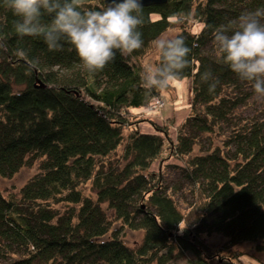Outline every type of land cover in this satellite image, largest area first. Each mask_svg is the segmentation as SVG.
Wrapping results in <instances>:
<instances>
[{
  "label": "trees",
  "instance_id": "obj_1",
  "mask_svg": "<svg viewBox=\"0 0 264 264\" xmlns=\"http://www.w3.org/2000/svg\"><path fill=\"white\" fill-rule=\"evenodd\" d=\"M256 9H264V0L143 6L142 49L117 54L93 74L68 45L49 51L40 37L17 36V18L0 7V177L37 163L19 200L0 190V260L245 264L242 253L211 251L203 237L212 234L226 238L225 251L244 242L264 251V97L216 61L212 37ZM168 30L182 34L191 49L189 67L176 78H192L188 113L178 126L173 118L132 113L151 111L162 98L161 90L140 86V72L151 42ZM204 72L216 81L212 92V81H201ZM143 122L153 131L142 129ZM164 166L178 170L173 184L164 179ZM124 228L141 230L140 242L126 244ZM253 258L251 264H262Z\"/></svg>",
  "mask_w": 264,
  "mask_h": 264
},
{
  "label": "clouds",
  "instance_id": "obj_2",
  "mask_svg": "<svg viewBox=\"0 0 264 264\" xmlns=\"http://www.w3.org/2000/svg\"><path fill=\"white\" fill-rule=\"evenodd\" d=\"M0 7L17 18L13 25L17 36L40 37L49 51L70 46L88 73L102 71L117 54L128 57L144 46L139 30L145 23L141 0H107L99 9L89 0H0ZM45 16L50 23L42 22ZM262 21L264 9H256L212 32L216 61L228 66L241 81L251 82L260 97H264ZM151 44L155 61L145 62L140 72V86L149 92L168 88L189 67L191 52L180 33L161 34ZM19 55L27 59L24 53ZM30 63L35 67V62ZM201 81H212L209 92L214 91L211 72H204Z\"/></svg>",
  "mask_w": 264,
  "mask_h": 264
},
{
  "label": "rangeland",
  "instance_id": "obj_3",
  "mask_svg": "<svg viewBox=\"0 0 264 264\" xmlns=\"http://www.w3.org/2000/svg\"><path fill=\"white\" fill-rule=\"evenodd\" d=\"M165 33H174V30H168ZM164 34V33H163ZM155 60V52L151 46V50L142 58L143 64L148 61L154 62ZM191 90H192V78L190 76H186L183 78L174 79L171 83V87L169 89L161 90V97L163 98L162 103L164 102V106L159 110H146L144 107L134 108V114L142 116L144 118V114L147 115L150 119L154 121H161L162 118L173 117V125L178 126L182 123L184 118L188 113V105L191 99ZM159 108V107H157ZM156 109V108H151ZM141 110V111H140ZM163 116V117H162ZM143 120V119H141ZM142 129L147 131H153V128L150 124L142 123ZM127 132V128L124 130ZM121 146H119L118 150ZM164 147L162 156H166L167 150ZM156 165V164H155ZM163 175L164 179L173 184V182L177 181L179 178L178 170L172 167H163ZM37 172V163H30L25 166H22L14 175L11 177H0V190L4 193L8 198H12L13 200L20 198V191L22 187L25 186L27 182L30 181L32 176ZM85 191L88 189V185L84 187ZM185 192L180 197L179 206L180 209L185 213L188 209L187 200L190 199L188 193V189L185 187L183 189ZM117 223L115 222V225ZM142 238L141 230H133L129 228H124L122 231L121 239L128 244L129 246H134L140 242ZM205 242L208 244V247L211 251H223L226 256H229L232 252H238L241 254L242 261L245 264H251V260L253 257H256L262 264H264V251L257 252L254 249V246L251 242H244L241 244H237L231 246L229 251L222 250L223 247L226 248L227 240L225 237L220 234H212L209 237H203ZM229 253V254H228ZM253 256V257H252ZM238 261L235 260V263ZM4 260H0V264H5Z\"/></svg>",
  "mask_w": 264,
  "mask_h": 264
},
{
  "label": "water",
  "instance_id": "obj_4",
  "mask_svg": "<svg viewBox=\"0 0 264 264\" xmlns=\"http://www.w3.org/2000/svg\"><path fill=\"white\" fill-rule=\"evenodd\" d=\"M167 0H141L143 6L155 5L165 3ZM107 0H104V4L106 5ZM39 82V80L37 79ZM41 85V84H40Z\"/></svg>",
  "mask_w": 264,
  "mask_h": 264
},
{
  "label": "built area",
  "instance_id": "obj_5",
  "mask_svg": "<svg viewBox=\"0 0 264 264\" xmlns=\"http://www.w3.org/2000/svg\"><path fill=\"white\" fill-rule=\"evenodd\" d=\"M162 100H163L162 98H157L152 104H150V106H148V108L150 110H159L164 105V102L162 103ZM151 108H156V109H151Z\"/></svg>",
  "mask_w": 264,
  "mask_h": 264
},
{
  "label": "crops",
  "instance_id": "obj_6",
  "mask_svg": "<svg viewBox=\"0 0 264 264\" xmlns=\"http://www.w3.org/2000/svg\"><path fill=\"white\" fill-rule=\"evenodd\" d=\"M163 117V116H162ZM170 118H173V117H168V119H170Z\"/></svg>",
  "mask_w": 264,
  "mask_h": 264
}]
</instances>
